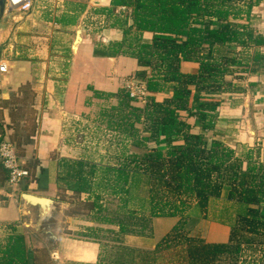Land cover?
Listing matches in <instances>:
<instances>
[{
    "label": "crops",
    "instance_id": "1",
    "mask_svg": "<svg viewBox=\"0 0 264 264\" xmlns=\"http://www.w3.org/2000/svg\"><path fill=\"white\" fill-rule=\"evenodd\" d=\"M112 8V0H33L29 12H8L10 18L5 21L0 19V60L8 65V71L0 74V135L2 125L5 127V136L11 135L12 129L9 130L7 124L12 121L10 107L14 98L19 97L22 100H15L37 111L34 134L30 135L31 141L24 145L25 153L21 156L22 164L30 167V178L11 186L7 172L0 168V240L9 233H21L26 237V233L38 229L33 218L34 212L41 211V208L25 200L23 193L50 197L55 204L63 202L59 199L60 191L75 194L68 189L66 179L69 178L68 172L75 170V162L79 160L96 165L92 192L81 193L79 196L82 200L91 202L95 195H99L100 203L105 208L107 198L112 195L119 199L118 215L127 213L130 205L135 207L137 215L148 212V193L140 196L134 187L140 185L141 181L143 183V179L148 184L146 176L134 173L131 177L130 198L126 205L125 193L118 190L114 195L107 188V185L119 188L121 181L112 174L108 182L104 175L107 167L119 169L129 154H144L146 149L133 145L132 140L119 130L109 129L112 132L108 133L104 125L95 127L93 123L94 119L100 117V110L117 103L114 97L96 96L95 90L106 94L115 93L123 87L126 78L135 76L140 69L136 58L119 54L113 48L115 43L123 40L124 27L129 26L132 20L126 16L124 5L117 6L113 13L109 12ZM250 27L264 36V0L253 7ZM79 28L82 30L81 40L74 48ZM143 39L150 42L152 33H143ZM233 48L237 55L249 61V69L226 77L232 82V91L221 95L223 102L216 127L207 135L210 139H220L235 148L239 158L250 156L252 162L256 166L262 164L264 170V46ZM255 55L258 61L254 60ZM182 66L189 72H196L198 68L197 63L188 61L182 62ZM26 85L30 86L33 93L32 100L25 94ZM154 95L157 100H163L171 97L172 91L167 88ZM189 121L194 123L193 118ZM107 137H111L107 142L111 140L113 143L106 145L109 153L105 154L97 143L99 139L102 142ZM182 142L179 140L177 143ZM108 158L114 161L107 162ZM228 191L229 187H225L220 198L212 199L206 213L193 201L188 216L193 210L190 217L194 218L188 217L185 227L197 219L204 231L187 232L188 235L207 242L229 241L231 228L238 219L239 206L236 201L228 199ZM212 208L215 210L213 215L210 212ZM92 214L95 217L94 210ZM214 215L215 218H211ZM70 218L72 222L86 225L83 232L97 229L93 227L96 224L101 227L112 225V229L119 232L116 224L94 221L92 218L88 221L78 216ZM179 220L177 216L154 217L149 236L124 235L126 246L135 252L134 259L138 253L145 252L157 264L164 252L176 251L177 257L171 259L170 264H187L183 245L154 251L158 242L172 231ZM57 234L56 247L51 251L52 255L57 256L55 262L103 263L102 252L105 247L100 241ZM244 251L251 250L248 248ZM259 257L262 260L259 263L264 264V253ZM118 261L120 264L121 261Z\"/></svg>",
    "mask_w": 264,
    "mask_h": 264
},
{
    "label": "trees",
    "instance_id": "2",
    "mask_svg": "<svg viewBox=\"0 0 264 264\" xmlns=\"http://www.w3.org/2000/svg\"><path fill=\"white\" fill-rule=\"evenodd\" d=\"M260 2L112 0L113 8L109 12L124 5L126 16L132 20L124 27L123 40L113 48L119 54L137 59L140 69L135 77L146 83L149 95L140 103L123 87L107 94L95 90L98 97L105 95L117 100L116 104L100 110L98 124L121 131L133 145L146 149L144 154H129L119 169L107 167L104 175L108 182L112 174L121 181V187L107 185V188L114 195L118 190L125 193L126 205L131 177L134 173L146 176L148 212L137 215L135 210L127 208L122 217L101 218L98 212L103 210V205L100 196L95 195L90 204L94 221L118 225V234L123 236H149L154 217H180L154 251L183 245L187 264H216L225 255L237 258L244 245L253 246L256 244L253 239L264 237L263 165L256 166L250 156L239 158L235 148L207 135L216 127L223 102L221 95L232 91V82L226 77L249 69V61L237 55L233 47L264 46V36L250 27L252 9ZM145 32L152 33L150 42L144 41ZM254 58L259 59L257 55ZM186 61L197 63V71L184 70L182 62ZM167 88L172 91L171 97L157 100L154 94ZM1 130V140L12 141L5 136L3 125ZM179 140L183 142L177 143ZM30 141V136L25 143L16 145L12 141L20 161L25 153L24 145ZM75 165V170L68 172V189L76 195L92 192L96 165L82 160ZM1 167L5 169L0 160ZM26 168L30 169L28 165ZM225 187H229L228 199L239 206L229 241L207 242L188 235L184 227L191 201H196L206 213L211 200L220 198ZM261 244L264 246V241ZM0 264H36L25 235L9 233L0 240Z\"/></svg>",
    "mask_w": 264,
    "mask_h": 264
},
{
    "label": "rangeland",
    "instance_id": "3",
    "mask_svg": "<svg viewBox=\"0 0 264 264\" xmlns=\"http://www.w3.org/2000/svg\"><path fill=\"white\" fill-rule=\"evenodd\" d=\"M7 18H10L8 12L4 13L1 19L5 21ZM29 85L24 86V89H25V94L28 95L27 98L29 97L30 100H32V97L34 96ZM15 99L22 100L19 99V97L14 98L13 105H11L10 107V111L13 114L12 121L7 124V128L9 130L12 129L10 131L11 135H8V137L17 145V142L25 143L29 139V136L34 134L36 127L34 120L37 118V111L33 107L23 106L22 104H20L22 101H17ZM98 122H100L99 119H94L93 123L95 127L99 125ZM105 132L109 133L112 131H109V129L108 130L105 129ZM11 137H14L15 140H13ZM109 138L111 137H107V139H102L103 140L102 142L101 139H99L97 143V146L100 148V151L104 152L105 154L109 153L108 149L106 148V145L107 144L110 145V142L113 143L111 140L107 142ZM112 146L110 148H112ZM99 153L103 154L101 152ZM108 161L113 162L114 160L113 159L110 160L108 158L107 162ZM33 163L34 161H32V164ZM30 166L33 167L32 165ZM25 179L26 178H24L23 180ZM143 180H144L143 183L141 181L140 185L137 184L136 186H134L136 187L138 195L140 194V196H146V194L148 193V184L146 183V179ZM134 193L135 192H132V194ZM59 195H60L59 199L63 202H59L58 204L57 203L55 204L54 202L51 208H50V204L46 205L45 206L46 211H48V209L50 208V210L46 214H42L41 211L34 212L35 217L33 218V220L35 222V227H37L38 229H36V231L26 233L27 235L26 238L31 249L33 250L36 264L58 263L55 262V260H58L57 256H55V254L52 255L51 252L54 251L53 249H55L56 247V243H57L56 236H58L57 233H59L60 235L64 234V236L67 234V236L69 237H74L79 239L80 238L96 239L100 241L102 245L105 247L104 252H102L103 254L102 264H119L118 260L121 261L120 264H156L155 259L152 258L150 254L148 255L145 252L141 254L138 253L136 259H134L135 252L128 249L129 246H126L125 244L126 241L124 239V236L115 232V230L117 229L113 230L112 225L105 224L107 227H101L96 224L93 227H96L97 229L87 230L83 232L82 229L83 228L86 229V225L72 222L70 217L78 216L79 218L88 221L90 220V218H94V215L92 214V210H90L91 202L82 200L81 196L79 195L67 194L65 190L60 191ZM122 198L123 200H125L124 197ZM191 203L193 206L192 201ZM118 204H119L118 198L112 195L109 196L106 200L105 208L103 207L104 210L98 212L99 213L98 215L104 217L109 215L110 218L119 217L117 216L118 214L116 213L118 209ZM130 206L129 209L134 210L135 207H133V205ZM210 212L212 215L215 214V210H213V208L212 211ZM192 213L193 210L189 212L190 214L189 216L187 213V218L188 217L190 219L194 218V217H190L192 216ZM122 216L123 213L120 214V217ZM211 218H215V215ZM202 228H203L202 224H200L197 219L194 221L192 220V222H190L189 225L187 224L185 227L186 232L188 233L189 232L195 233V231L203 232L204 230H202ZM83 234H88V236ZM241 234L242 233H240L239 235L241 236ZM1 236L2 234H0V237ZM253 240L256 242L255 245L253 246L244 245L245 250L249 248L251 251H244V252L241 251V253L238 254L237 258H235L234 255L233 256L225 255L222 258H219L216 264H251V263L260 264L259 262H261L262 260L260 259L259 256L260 254L262 255V252L264 253L263 251L264 246H262L261 244V242L264 241V237H260V238L257 237V239H253ZM257 251L260 252L257 253ZM255 253H257L256 256ZM176 255H177L176 251L164 252L162 255L159 256L157 264H170V260L176 258L177 257ZM240 256L242 257V259L240 258ZM249 256H251L250 259ZM167 260H169V263H167ZM235 261L237 262L235 263Z\"/></svg>",
    "mask_w": 264,
    "mask_h": 264
},
{
    "label": "built area",
    "instance_id": "4",
    "mask_svg": "<svg viewBox=\"0 0 264 264\" xmlns=\"http://www.w3.org/2000/svg\"><path fill=\"white\" fill-rule=\"evenodd\" d=\"M7 12L27 13L33 7V0H5ZM8 71L6 62L0 60V74ZM123 88L129 92V96L138 101L145 102L149 95V90L143 80L135 76L126 78ZM0 160L8 172V183L11 186L18 185L24 178L31 175L30 170L22 164L17 154L14 143L8 139L0 141Z\"/></svg>",
    "mask_w": 264,
    "mask_h": 264
},
{
    "label": "water",
    "instance_id": "5",
    "mask_svg": "<svg viewBox=\"0 0 264 264\" xmlns=\"http://www.w3.org/2000/svg\"><path fill=\"white\" fill-rule=\"evenodd\" d=\"M5 7H6L5 0H0V19L5 13ZM81 32L82 30L81 28H79L77 32L76 41L74 43V48L78 45V43L81 40ZM22 196L25 200H28L31 204L38 205L41 208L42 214H46L54 203V200L50 197L39 196V195L29 193V192L23 193ZM48 204H50V208L48 209V211H46L45 206Z\"/></svg>",
    "mask_w": 264,
    "mask_h": 264
}]
</instances>
